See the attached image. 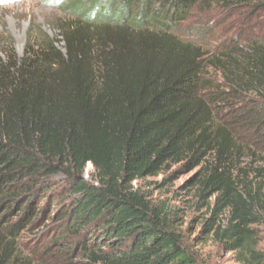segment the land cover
<instances>
[{
    "label": "trees",
    "instance_id": "1",
    "mask_svg": "<svg viewBox=\"0 0 264 264\" xmlns=\"http://www.w3.org/2000/svg\"><path fill=\"white\" fill-rule=\"evenodd\" d=\"M208 1L76 0L69 12L82 29L64 30V53L45 41L21 60L0 59V229L19 216L14 237L43 202L58 208L50 250L65 249L57 256L69 264H203L133 183L206 164L200 197L215 201L204 233L238 263L264 264L252 228L262 200L233 128L264 136V33L213 50L183 35L181 23Z\"/></svg>",
    "mask_w": 264,
    "mask_h": 264
},
{
    "label": "rangeland",
    "instance_id": "2",
    "mask_svg": "<svg viewBox=\"0 0 264 264\" xmlns=\"http://www.w3.org/2000/svg\"><path fill=\"white\" fill-rule=\"evenodd\" d=\"M76 0H0V59L15 56L21 60L29 46L52 41L65 52L63 33L65 29H82L80 23L69 12ZM80 1V2H79ZM263 1V0H260ZM207 7H196L189 18L181 23V29L193 35L201 45L213 50L229 41L248 44L258 40L264 33V11L254 12L257 0H249L250 6L227 8L220 0H209ZM80 7H86L88 0H77ZM256 3V4H255ZM79 29V30H80ZM59 43V44H58ZM235 134L246 147L241 155V168L245 169L246 181L251 182L262 200L261 222L253 226L258 237L257 250L264 255V136L263 131L251 132L245 125H234ZM252 136V137H251ZM206 164L172 166L156 177H148L133 183L153 206L162 208L170 221L183 235L185 242L203 264H240L237 255L222 250L212 234L204 233V224L212 219L214 197H200L199 179L204 175ZM258 171L260 174H258ZM94 170L86 165L84 179L91 181ZM56 192L66 184L59 174L51 178ZM63 201L65 195L61 197ZM67 203V202H65ZM41 212L30 217V222L20 226L14 237L9 236V228L18 222L12 217L9 224L0 229V264L16 258L27 264H69L57 254L65 249L50 250L54 236L55 214L58 208L43 202L38 206ZM38 211V210H37ZM43 212H46L43 214ZM0 216H4V213ZM37 220H33V219ZM1 218V217H0ZM216 225L227 227L225 215L219 216ZM62 251V252H61ZM4 253L7 254L4 257Z\"/></svg>",
    "mask_w": 264,
    "mask_h": 264
}]
</instances>
